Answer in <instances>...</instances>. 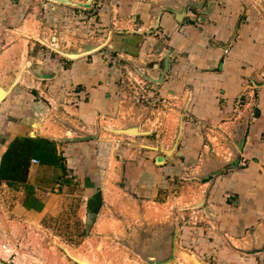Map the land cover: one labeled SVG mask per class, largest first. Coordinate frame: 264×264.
Returning a JSON list of instances; mask_svg holds the SVG:
<instances>
[{
  "label": "crops",
  "instance_id": "crops-1",
  "mask_svg": "<svg viewBox=\"0 0 264 264\" xmlns=\"http://www.w3.org/2000/svg\"><path fill=\"white\" fill-rule=\"evenodd\" d=\"M96 1L97 14L102 16L105 25H112V36L107 41L112 48V65L101 60L98 51L74 59L57 58L51 66L47 63L45 69H38L41 76L28 71L30 81L35 83V91L13 85L0 102V157L17 136L48 139L60 157L57 164H42L38 158H32L37 159L38 164L30 163L28 181L15 188L31 186L29 191H37L38 187L45 185L48 189L49 185L51 192L46 195H53L64 191L66 185L78 182L82 187L81 220L93 223L102 209L105 173L113 161L120 165V174L125 177L121 190L130 189L132 196L135 193L139 200L158 203L166 190L175 187L182 171L181 158L191 161L200 156L202 159L201 150L204 152L208 145L206 138H213L211 134H215L217 139L221 134L219 131L227 126L228 136L233 135L232 131L235 133L233 140L240 152L237 160L248 163L247 171L238 172L237 181L229 184L232 189L242 184L237 192L241 190L253 199L264 193V187H259L262 177L258 176L257 161L253 158L260 156L264 161V0H180V5H168L162 10L142 0H91L92 3ZM51 8L56 10L58 7L52 5ZM179 11H183L181 20H178ZM117 23L121 26L116 28L114 24ZM169 49V65L162 82L144 78L154 86L153 91L168 109V115L174 116L176 131L181 120L179 136L170 143L158 138L155 140L157 147L132 151L133 156L129 155L131 150H127V157L119 155L116 158L112 146L117 147L118 142H112L110 146L103 141L99 145L95 124L99 117H112V120H120L119 127L130 126V116H134L136 110L148 109L134 104L129 86L120 81H125L127 74L138 78V69L157 79L160 74L157 65ZM23 75L20 74L17 82ZM53 80L59 84L58 98L69 102V108L75 114L73 119L88 129L86 134L72 135L79 129L69 125L64 126L65 130L53 127V136L40 135L33 130L42 117H46L50 104L48 98L42 97L38 86ZM243 94L249 101L236 111L234 102ZM242 129V135H239ZM154 136L158 137L157 134ZM192 174L190 178L194 179L196 175ZM212 175L206 173L196 178L202 181L203 187L200 185L201 190L194 192L188 203L191 205L203 199L198 210L206 208L213 192L210 189ZM239 194L232 202L233 207L239 205ZM260 204L257 199L249 206L256 209ZM176 230L174 251L176 246L188 244L186 249L193 253L198 264H264L263 250L238 252L220 231L182 240L180 228ZM157 248L160 249L159 245ZM150 254L153 255L142 253V256L166 259L170 251L165 247ZM163 264L184 263L172 254Z\"/></svg>",
  "mask_w": 264,
  "mask_h": 264
},
{
  "label": "rangeland",
  "instance_id": "rangeland-1",
  "mask_svg": "<svg viewBox=\"0 0 264 264\" xmlns=\"http://www.w3.org/2000/svg\"><path fill=\"white\" fill-rule=\"evenodd\" d=\"M81 1L86 0H70L72 3L63 6L53 0H0V86L7 88L14 79V87L35 91V83L30 81L26 68L43 70L47 63L51 66L54 59L65 58L61 52L81 53L85 47L95 44L101 45L97 50L101 60L112 65V48L107 42L112 36V25L109 22L105 25L102 16L97 14V1L86 6ZM142 1L160 10L181 3L180 0ZM52 5L58 8L52 9ZM120 26L114 24L116 28ZM131 72L135 76L134 71ZM21 73L24 75L17 82ZM58 85L54 80L39 84L38 91L50 104L46 117L44 115L33 130L40 135L53 136V127L65 130L64 126L69 125L79 129L72 135L86 134L88 129L73 119L75 114L71 112L69 102L58 98ZM240 97L243 105L249 101L244 94ZM163 106L159 103L152 109L143 107L130 116L131 125L149 132L148 135L113 134L104 127H119L120 120L99 117L95 124L99 145L103 141L110 146L112 142H118L117 147L112 146V154L119 158V155L127 157V150H131L130 156H133L132 151L147 150L143 145L157 147L155 140L158 138L170 143L176 139V120ZM6 115V118L10 117ZM226 127L219 131L221 134L217 139L215 134H211L213 138H206L208 145L204 152L201 150L202 159L200 156L191 161L181 158L182 173L177 176L175 187L166 190L158 203L141 201L135 193L132 196L130 189L123 190L125 177L120 174V165L113 161L105 173L102 209L93 223L81 220L82 187L78 182L66 185L64 191L53 195H46L51 192L49 185L48 189L44 185L37 191H29L31 186L18 189L0 182V264H150L142 253L153 255L150 253L165 249L171 240L169 231L173 228H180L182 240L220 231L238 252L264 251V193L253 199L241 190L237 192L242 184H236L233 189L229 184L237 181L238 172L247 171L248 163L237 160L240 152L233 140L235 133L232 131L233 135L228 136ZM241 132L243 129L238 134L242 135ZM125 141L133 147L122 143ZM253 158L257 161L258 176L262 177L259 187H264V161L260 156ZM191 173L196 175L194 179L190 178ZM206 173L214 174L210 177L213 192L206 208H190V196L201 190L202 181L196 178ZM41 176L44 178L45 174ZM236 192L240 193L239 205L233 207ZM257 199L261 204L253 209L249 204ZM187 247L188 244L176 246L173 256L176 254L178 261L184 264H198Z\"/></svg>",
  "mask_w": 264,
  "mask_h": 264
},
{
  "label": "trees",
  "instance_id": "trees-1",
  "mask_svg": "<svg viewBox=\"0 0 264 264\" xmlns=\"http://www.w3.org/2000/svg\"><path fill=\"white\" fill-rule=\"evenodd\" d=\"M32 158H38L42 164H57L60 159L55 145L48 139L17 136L0 157V182L11 187L25 184Z\"/></svg>",
  "mask_w": 264,
  "mask_h": 264
},
{
  "label": "water",
  "instance_id": "water-1",
  "mask_svg": "<svg viewBox=\"0 0 264 264\" xmlns=\"http://www.w3.org/2000/svg\"><path fill=\"white\" fill-rule=\"evenodd\" d=\"M53 1H60V2H63V3H72V2H70V0H53ZM90 2H91V0H88L86 3H83V4L84 5H88ZM177 15H178V20H181L182 18H180V17L181 16L183 17V11L177 12ZM100 47H101V45L95 44L92 47H85L84 51L81 52V53H77V52H68V53L61 52V53L63 55H65L66 57H68V58L74 59V58L79 57L81 55H85L87 53H91L93 51H97ZM169 55H170V49L167 51L166 55L161 60V62L157 65L158 68L160 69V74H159V76H158L157 79H154V78L148 76L147 74L143 73L139 69H138V71L147 80L152 81V82H155V83H161L162 82V79H163V76H164L166 70L168 69V65H169ZM26 69H27V71L32 72L34 75H37V76H41L42 75V73L38 69H33V70H30L28 68H26ZM15 83H16V80L13 79L12 82H11V86H9L7 88L4 87V86H0V102L5 98V96L7 95L8 91H9V89ZM6 89H7V92H6ZM180 121H179V125L177 127L175 141L177 140V138L179 136V133H180V129L182 127ZM104 129L107 130L108 132H111V133H114V134H117V135H122V134L131 135L132 134L134 136H139V135H148L149 134V132L140 131L139 128H138V126H136V125H130V126H125V127H115V128H111V127L105 126ZM138 145H140V144H138ZM143 146L146 147V148L152 147V146H149V145H143ZM163 150L166 151L167 153L170 152V150H165L164 148H163ZM202 204H203V199H200L197 202L192 203L191 205H189V207L190 208H198V207H201ZM169 233L171 234V240L168 241V246H166V247L169 248L170 255L166 259H164V258H161V259L158 258L157 259V258H151V257L150 258H147V257H144L143 256L144 258L147 259L146 260L147 262L152 263V264H163V263H165V262H167L168 260L171 259V254L174 251L175 235L177 234L176 228L173 229L172 231H169ZM74 261L78 262L77 260H74ZM78 263L84 264L83 262H78Z\"/></svg>",
  "mask_w": 264,
  "mask_h": 264
},
{
  "label": "built area",
  "instance_id": "built-area-1",
  "mask_svg": "<svg viewBox=\"0 0 264 264\" xmlns=\"http://www.w3.org/2000/svg\"><path fill=\"white\" fill-rule=\"evenodd\" d=\"M220 2V0H219ZM113 60V59H112ZM30 65V63H29ZM124 80H121L120 84H127L129 86L128 90L131 93L133 103L139 104L142 106H149L151 108H154L153 106H156L157 104L161 103V98L154 93V86L149 84V82L143 77V75L139 72L138 78L132 77L131 75L127 74L126 77H124ZM241 97H238L234 102V108L236 111H239V108L242 107L243 104ZM184 115V113H183ZM189 116L187 115V118ZM31 164H38L37 159H31Z\"/></svg>",
  "mask_w": 264,
  "mask_h": 264
},
{
  "label": "bare ground",
  "instance_id": "bare-ground-1",
  "mask_svg": "<svg viewBox=\"0 0 264 264\" xmlns=\"http://www.w3.org/2000/svg\"><path fill=\"white\" fill-rule=\"evenodd\" d=\"M87 257H89V256H87Z\"/></svg>",
  "mask_w": 264,
  "mask_h": 264
}]
</instances>
